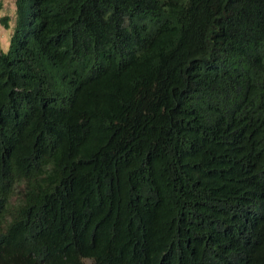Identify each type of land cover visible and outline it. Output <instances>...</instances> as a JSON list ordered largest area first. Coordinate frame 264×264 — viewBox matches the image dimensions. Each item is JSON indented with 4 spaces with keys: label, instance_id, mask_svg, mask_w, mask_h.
<instances>
[{
    "label": "trees",
    "instance_id": "trees-1",
    "mask_svg": "<svg viewBox=\"0 0 264 264\" xmlns=\"http://www.w3.org/2000/svg\"><path fill=\"white\" fill-rule=\"evenodd\" d=\"M13 3L0 264H264V0Z\"/></svg>",
    "mask_w": 264,
    "mask_h": 264
},
{
    "label": "rangeland",
    "instance_id": "rangeland-1",
    "mask_svg": "<svg viewBox=\"0 0 264 264\" xmlns=\"http://www.w3.org/2000/svg\"><path fill=\"white\" fill-rule=\"evenodd\" d=\"M16 17L13 0H0V50L2 51L8 48ZM84 262L92 264L91 259H84Z\"/></svg>",
    "mask_w": 264,
    "mask_h": 264
},
{
    "label": "clouds",
    "instance_id": "clouds-1",
    "mask_svg": "<svg viewBox=\"0 0 264 264\" xmlns=\"http://www.w3.org/2000/svg\"><path fill=\"white\" fill-rule=\"evenodd\" d=\"M5 51H6V49H5Z\"/></svg>",
    "mask_w": 264,
    "mask_h": 264
}]
</instances>
